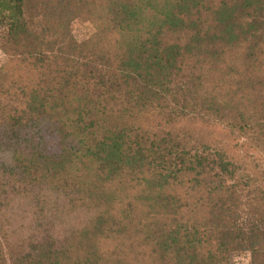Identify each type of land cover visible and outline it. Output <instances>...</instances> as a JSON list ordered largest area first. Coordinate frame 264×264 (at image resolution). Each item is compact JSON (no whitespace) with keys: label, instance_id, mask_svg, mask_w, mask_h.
<instances>
[{"label":"trees","instance_id":"1","mask_svg":"<svg viewBox=\"0 0 264 264\" xmlns=\"http://www.w3.org/2000/svg\"><path fill=\"white\" fill-rule=\"evenodd\" d=\"M0 57V264H264V0H0Z\"/></svg>","mask_w":264,"mask_h":264},{"label":"rangeland","instance_id":"2","mask_svg":"<svg viewBox=\"0 0 264 264\" xmlns=\"http://www.w3.org/2000/svg\"><path fill=\"white\" fill-rule=\"evenodd\" d=\"M72 31L79 40H83L91 36L93 31V26L86 19L79 18L72 24ZM1 61L2 58L0 57V62ZM260 156L264 157L263 155ZM260 163L264 164V158ZM233 264H250V255L247 253L236 255L233 258Z\"/></svg>","mask_w":264,"mask_h":264}]
</instances>
